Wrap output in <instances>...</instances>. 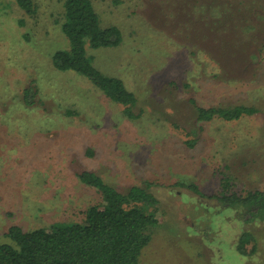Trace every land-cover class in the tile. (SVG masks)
Masks as SVG:
<instances>
[{
	"label": "rangeland",
	"instance_id": "1",
	"mask_svg": "<svg viewBox=\"0 0 264 264\" xmlns=\"http://www.w3.org/2000/svg\"><path fill=\"white\" fill-rule=\"evenodd\" d=\"M32 1L34 17L0 0V244L13 245L12 226L84 223L104 204L78 179L92 171L122 192L152 185L158 205L138 207L158 226L140 264H264V222L242 225L215 199L264 191V0H92L101 26L123 40L85 41L86 55L136 95L137 122L86 78L55 69L54 53L70 50L63 0ZM190 99L258 113L195 123ZM245 230L247 257L235 248Z\"/></svg>",
	"mask_w": 264,
	"mask_h": 264
},
{
	"label": "trees",
	"instance_id": "2",
	"mask_svg": "<svg viewBox=\"0 0 264 264\" xmlns=\"http://www.w3.org/2000/svg\"><path fill=\"white\" fill-rule=\"evenodd\" d=\"M16 2L26 15L35 16L36 6L32 0ZM62 7L61 29L70 50L54 53L52 60L55 69L81 75L108 100L121 105L125 119L132 122L141 120L145 113L136 95L128 91L120 79L105 76L97 70L85 51V41L93 49L119 47L123 40L121 30L115 26H101L92 0H63ZM23 94L25 103L31 105L35 91L28 88ZM189 103L195 123L214 120L233 122L258 113L255 107L246 105L206 108L193 99ZM176 124L172 123L174 127ZM188 134L199 135L195 128ZM186 143L192 144V141ZM77 176L82 184L101 194L104 202L102 208L88 209L84 223H62L48 230L41 228L32 231L12 226L7 236L13 245L0 244V264H140L141 254L150 244L153 231L158 226L154 214H146L138 207L158 205L151 191L152 185L131 186L122 192L95 172L83 171ZM223 187L227 191V181H224ZM188 189L197 194L196 186L189 185ZM215 199L220 209L232 210L242 225L264 222V191L223 193ZM253 240L250 231H242L235 244L236 252L240 256L251 255L253 249L248 251L247 246ZM254 246L257 247L256 244Z\"/></svg>",
	"mask_w": 264,
	"mask_h": 264
}]
</instances>
